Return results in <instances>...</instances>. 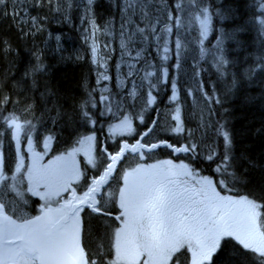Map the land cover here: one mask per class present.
<instances>
[{
  "label": "snow or ice",
  "instance_id": "6c2138e0",
  "mask_svg": "<svg viewBox=\"0 0 264 264\" xmlns=\"http://www.w3.org/2000/svg\"><path fill=\"white\" fill-rule=\"evenodd\" d=\"M95 2L86 0L85 16L81 19L90 25V34L83 38L96 66L97 88L79 103L73 98L65 107L68 98H62L45 84L41 98L46 106L39 117L35 116V103H27L20 111L15 107L9 111V103L16 105L20 101H12L10 95L0 100V264H264V165L250 155L247 146L237 152L238 133L230 126L235 117L228 109L218 113L213 107L223 108L226 99L264 77V50L240 59V52L246 51V42L240 38L245 26L237 24L230 30L224 27L225 22H235L239 6L213 9L211 0H109L119 12L117 29L115 16L103 28L97 26L94 18L87 19L93 14ZM48 4L57 13L80 6L75 0H56L54 7L53 0H48ZM0 5L7 8V0H0ZM32 6L43 7L44 0H33ZM259 9L253 20L259 26L260 37H264V0H259ZM12 15L24 36L29 35L23 32L29 22L36 32L42 30L37 27V17L25 19L15 6ZM217 20L219 28L215 27ZM85 33H89L88 28ZM210 33H218L215 43L208 39ZM101 35L108 38L103 45ZM115 37L120 51L116 63V95L120 99L113 104V93L103 82L111 79L107 74L108 61L113 58L109 47ZM226 42L233 47L226 46ZM150 49L155 51V57ZM4 51H12L7 41ZM33 55L36 63L24 77L31 78L30 88L35 92L40 87L37 75L46 69L40 55ZM172 59L175 64L170 63ZM189 59L193 61L195 77L205 70L201 67L203 61L210 64L225 85L223 93L215 87L209 93L204 83L196 90L188 89V96L195 99L198 91L202 97L194 104L199 119L191 128L185 126L178 102L179 76L187 75L184 65ZM169 80V102L175 107L169 109L168 127L161 131L179 136L183 144L177 146L158 136L155 142L145 143L159 120L149 126L143 115L139 120L147 131L137 132L140 139L133 136L135 143H129L123 136H131L135 130L125 115L119 125V150L110 153L102 149L101 158L95 162L89 159L83 169L75 154L83 150L85 156L90 155L94 133L79 135L76 143L81 148L62 153L47 164L40 163L43 156L38 153L26 159V151L40 143L41 136L45 147L48 140L55 139L47 126L49 121L68 131L69 136L87 125L94 128L99 119L114 115V108L121 111L129 98L133 101L129 107L134 109L143 100L146 86L143 112L156 101L153 90L166 86ZM126 82L131 83L130 89ZM256 99L247 96L245 103ZM49 100L51 107L47 106ZM218 115L220 118L215 119ZM5 141L10 149L15 145L13 166H9L3 151ZM162 147L173 154H184L193 162L214 164L218 179L200 176L190 164L165 160L125 168L117 181L118 193L107 190L116 180L118 163L127 155L144 161ZM255 171L260 176L254 182ZM241 189L245 194H240ZM26 194L39 197L43 203L37 215L16 217L17 208L28 203ZM10 205H15L12 214Z\"/></svg>",
  "mask_w": 264,
  "mask_h": 264
},
{
  "label": "trees",
  "instance_id": "16d2710c",
  "mask_svg": "<svg viewBox=\"0 0 264 264\" xmlns=\"http://www.w3.org/2000/svg\"><path fill=\"white\" fill-rule=\"evenodd\" d=\"M55 2L56 0H53V7ZM75 2L80 5L79 8L71 9L66 13L53 11L49 7L48 0H44L43 7L32 6L33 0H7V8L0 5V100L5 95H10L12 101H20L16 105L9 103L7 106L9 111L14 107L17 111H20L27 103H35V116L39 117L46 106L44 100L41 98V92L44 91L45 84L51 90L57 91L62 98H68L65 107H68L72 103L73 98L77 103L84 100L87 98V93L91 89L96 88V68L91 62L89 46L85 43L82 33L86 25V20L82 21L81 19L84 17L86 0H75ZM211 3L213 9L216 7L227 9L229 6H239V14L235 22H225L224 27L230 30L237 24L245 25L246 31L241 34L240 38L246 42V51L240 52L241 60L249 53L256 55L264 50V37H260L259 26L253 20V14L260 11L258 0H211ZM24 5H27V7H23ZM14 6L15 10L20 11L25 19L37 17V27L42 30L36 32L34 28H31L29 22L23 28V32H27L29 35L24 36L21 31V25L16 19H13ZM65 16H67V19ZM113 16H115L116 27L120 20L119 12L116 11L109 0H96L91 18L95 19L97 26L103 28L106 22ZM214 23L216 28L220 27L218 20ZM32 32H35V35H32ZM217 34L210 33L208 39L212 43H215ZM106 39L107 37L105 36H99L102 45ZM5 41L11 45L12 51L9 53H5L4 51ZM226 46L233 47L231 42H226ZM34 53L40 55L41 62L46 69L42 74L37 75L40 87L35 92L30 88L31 78L24 77L25 72L29 70L30 66L36 63ZM78 57L81 58L78 59ZM172 61L173 59L170 61L171 64L173 63ZM249 63H252L251 59ZM185 65L187 66L184 67L187 70V75L181 74L179 76L181 82L178 85V102L182 106L181 116L185 119V126L191 128L196 126L199 119V111L198 109H194V104L196 101H202V97L198 91L196 92L195 99L188 96V89L192 88L196 90L200 83H204L205 90L209 93L212 92L213 87L219 93H223L225 85L217 79L215 71L210 67L209 63L201 61V67L205 70L201 72L199 77L193 75L192 68L188 66V62ZM231 71H235V69H231ZM173 74L175 75V73ZM161 87L155 90L156 101L151 108L142 112L141 109L144 107L143 100L138 101L136 107L138 108V112L141 111L145 114V121H148L156 110L161 109V117H166L165 123L161 127L165 128L169 124L167 118L169 108H173L175 105L168 102L171 92L170 80L166 86L162 87V90ZM262 92H264V77H259L252 84L242 88L235 96L226 99L223 108L217 105H213V107L218 113H223L224 109H228L235 117L230 121V126L238 133L237 152L247 146L250 155L258 163L264 165V98H261ZM98 95L97 91V99H99ZM247 96L256 97L257 99L252 103H245V97ZM61 102L63 103L64 100L62 99ZM51 103L52 101L49 100L47 106L51 107ZM194 111L195 118H193ZM52 114L55 115L54 112ZM110 117L99 119L94 127L97 138V160L101 158L102 139L106 135L103 126H100V124L103 125ZM133 117L136 127L135 134L129 136L128 139H133V136L136 138V133L144 127L139 124L136 114ZM219 118V115L215 117V119ZM47 126L52 129L55 135V151L65 150L71 146L74 139L79 135L84 134L85 131L92 130L90 125H87L85 128H81L78 133L69 136V132L63 130L59 125L52 126L49 121ZM41 131L46 133L44 129ZM240 133H243V135H239ZM159 136L160 138L168 139L176 145L184 143V140L179 136H174L170 133L160 131ZM119 139L121 138H117L113 142L106 141L105 148L109 152L117 150ZM5 147L6 142H4L3 149ZM168 155L169 151L167 149H159L158 156L167 157ZM173 158L178 159L175 156ZM179 158L190 164L194 170H199L204 175L218 179L213 172L215 168L214 164L209 165V162L202 160L193 162L185 155H180ZM85 166L86 163L81 161V168L83 169ZM87 167L91 168L90 165H87ZM97 174L99 172L95 173V175ZM88 175H93V172L90 170ZM252 176L255 182L260 176L259 171L253 172ZM78 190L83 191V189ZM240 194H245L244 190L241 189ZM32 200L39 206L37 199L32 197ZM116 211L118 212V209ZM114 214L116 213L114 212Z\"/></svg>",
  "mask_w": 264,
  "mask_h": 264
},
{
  "label": "rangeland",
  "instance_id": "374dc122",
  "mask_svg": "<svg viewBox=\"0 0 264 264\" xmlns=\"http://www.w3.org/2000/svg\"><path fill=\"white\" fill-rule=\"evenodd\" d=\"M84 16H85V10H84ZM87 19H92V18H91V16H89ZM119 24H120V20H119V23L116 25V28L117 29H119ZM86 28L89 29V33H85V29ZM82 33H83V37L85 35L90 34V25H89V23H87V21H86V25H85ZM196 34L197 33H195V32L193 33V35H196ZM107 42H108V38L106 39L105 43H107ZM88 46H89V44H88ZM113 49H115V51H113ZM89 51H90V47H89ZM150 51H151L152 56L155 57V55H156L155 54V51L153 49H150ZM109 52L111 53V55L113 57L111 60L108 61V73L107 74L111 77V79L109 81L103 82V83L107 84L108 88L113 93V104H115L116 101L118 99H120V96H117L116 95V93L119 92V90L116 88V82H117L116 81V77H117L116 63L120 59V51H119L118 37H115L113 39V41H112V43H111V45L109 47ZM90 58L92 60L91 51H90ZM155 62L156 63H159L158 60L155 61ZM172 62H173L172 64H175V59H173ZM187 62H188V66L191 67V65L193 64V61L191 59H189ZM184 67H187V66L184 65ZM95 68H96V66H95ZM123 71L125 73L128 71V69H127L126 66L123 67ZM96 80H97V73H96ZM153 82H155V81H153ZM125 86L130 89L131 88V83L126 82V85ZM162 87H163V85H162ZM162 87H161V90H162ZM96 88H97V84H96ZM143 91H144V97H143V102H144V101H146L147 91H148V89H147L146 86H145V88H144ZM98 94H99V91H98ZM171 94L172 93L170 92V96H171ZM122 95H124V94L121 93V96ZM153 95L156 96L155 89L153 90ZM98 98H99V95H98ZM168 102H169V100H168ZM132 103H133V101L131 100V98H129L127 100V102L124 104V106H123V108H122L121 111H116V109L114 108L113 109L114 115H109L111 117L103 125L100 124V126H103L104 132L106 134L103 137V139H102L101 150L102 149H105V143H106V141L113 142L117 138H121L122 133L119 130V125H120L121 121H123L125 115H127L128 118H129V120H131L132 127H133L134 130L136 129V127H135V124H134V117H133V115L136 114V119L138 120L139 124H140V120H139V116L140 115H143L144 116V119H145V114L142 113L141 111L138 112L137 111L138 110L137 107H135L134 109L129 107V105H131ZM161 112H162L161 109L159 111L156 110L153 113V115H151L150 119L148 121L146 120V123L149 126H152V121L158 119L159 120V125L156 127L155 132H153L150 136H148L146 138V140L144 141L145 143L155 142L157 136H158L159 139H163V138H160L159 135H160V131L162 129L161 126L164 125L165 120H166V117L162 118L161 117ZM121 113H123V114H121ZM167 118H168V120L170 119L169 115H168ZM171 123L174 124V122H171ZM90 128H92V130L85 131V133L82 134V135H91V134L94 133L95 134V137H96V131H95V129L93 128L92 125H90ZM145 131H147V128L146 127H143L142 129L139 130V133H143ZM44 134H46V133H44ZM133 134H135V131L131 135H133ZM128 137H129V135H126V134L123 136V138L124 139H127L129 143H135V139H140V136L139 135H136V138L135 139H128ZM77 138L74 139V141L72 142L71 146L68 147V148H66L65 150L55 151V148H54V142H55V140H52V139L48 140L47 141V147H45L44 146V143H43V136H41V142L40 143H37V144H34L32 146V148H31L30 151H26V159H27L28 156L32 155V153H38V154H41L43 156V159L40 161V163L47 164L49 161L54 160L55 157L61 155L62 153H65L66 154L69 150H71L73 148H77V149L81 148V146L78 143H76ZM96 141H97V138L95 139V141H93L92 151H91V153H90L89 156H85L83 150H81V151H79V152H77L75 154V159L80 163V166H81V161L86 162L89 159H92L94 162L97 161L98 157H97V151H96ZM5 142H6V147H5V149H3V151L5 152L6 159H7V162L9 164V166H13L15 164V145H12V147L10 149L9 148V145H8V142L7 141H5ZM121 142H122V140L119 139L118 144H120ZM23 143H24L25 149L27 150V147H28L27 146V141L25 140ZM169 143H171V142L169 141ZM178 145L179 144H177V146ZM87 147H88L87 145H84L83 146L84 149H87ZM159 149L154 150V152L152 154H150L144 161H140L138 156L133 157L130 154L127 155L125 157V159L123 160V162L118 163V166L117 167H118V170L119 171L116 173V180L113 181V183L111 185V189H107V190H115L118 193L119 184H118L117 181H118L119 175L122 174V172H123V170L125 168L135 167V164L136 163L155 164L157 161L172 160L177 165H179L181 162H183L185 164H188L186 161H184L183 159H180L179 158L180 155H184V154H173L170 149L165 148V149H167L169 151V155L167 157H161V156H158ZM118 150H119V146H118L117 150L110 151V153H114V152H116ZM9 152H11V156L10 157H8V153ZM173 156L178 157V159L173 158ZM101 171H102V169H101ZM197 171H199V170H197ZM199 173H200V176H202V177H210V178L213 179V177L208 176V175H204L200 171H199ZM97 175H99V174H97ZM34 198L38 200L39 206L43 203V201H41L39 199V197H34ZM66 198H67V196H65V199ZM9 199H11V195L9 196ZM13 207H15V206L14 205H10L9 206V214H12V208ZM16 215H17V211H16Z\"/></svg>",
  "mask_w": 264,
  "mask_h": 264
},
{
  "label": "flooded vegetation",
  "instance_id": "af4514ba",
  "mask_svg": "<svg viewBox=\"0 0 264 264\" xmlns=\"http://www.w3.org/2000/svg\"><path fill=\"white\" fill-rule=\"evenodd\" d=\"M26 198L28 199L27 205L20 206L17 208L16 217H20V216L31 217L38 214V209L40 206L36 205L35 202H33L32 196L30 194H27Z\"/></svg>",
  "mask_w": 264,
  "mask_h": 264
},
{
  "label": "bare ground",
  "instance_id": "6f19581e",
  "mask_svg": "<svg viewBox=\"0 0 264 264\" xmlns=\"http://www.w3.org/2000/svg\"><path fill=\"white\" fill-rule=\"evenodd\" d=\"M245 26V25H244ZM74 30V29H73Z\"/></svg>",
  "mask_w": 264,
  "mask_h": 264
}]
</instances>
